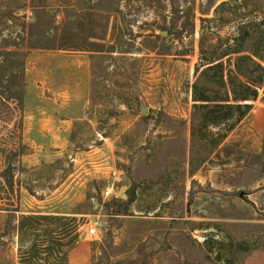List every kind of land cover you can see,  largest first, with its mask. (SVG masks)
<instances>
[{
	"label": "rangeland",
	"instance_id": "1",
	"mask_svg": "<svg viewBox=\"0 0 264 264\" xmlns=\"http://www.w3.org/2000/svg\"><path fill=\"white\" fill-rule=\"evenodd\" d=\"M259 21L264 0H0V264H264V102L213 150L193 101L202 49Z\"/></svg>",
	"mask_w": 264,
	"mask_h": 264
},
{
	"label": "trees",
	"instance_id": "2",
	"mask_svg": "<svg viewBox=\"0 0 264 264\" xmlns=\"http://www.w3.org/2000/svg\"><path fill=\"white\" fill-rule=\"evenodd\" d=\"M262 34L264 21L240 24L233 43L226 45L222 53L208 55L202 49V97L195 93L193 97L195 109H202V146L216 149L251 113L255 104L264 102ZM248 39L254 42L252 51L244 50ZM75 243H78V235Z\"/></svg>",
	"mask_w": 264,
	"mask_h": 264
},
{
	"label": "crops",
	"instance_id": "3",
	"mask_svg": "<svg viewBox=\"0 0 264 264\" xmlns=\"http://www.w3.org/2000/svg\"><path fill=\"white\" fill-rule=\"evenodd\" d=\"M263 116H264V113H261L259 116H256L254 118V122H255L256 126L259 127L262 124H264V118H263Z\"/></svg>",
	"mask_w": 264,
	"mask_h": 264
},
{
	"label": "water",
	"instance_id": "4",
	"mask_svg": "<svg viewBox=\"0 0 264 264\" xmlns=\"http://www.w3.org/2000/svg\"><path fill=\"white\" fill-rule=\"evenodd\" d=\"M124 190H125V188L122 187V188L119 190V192L117 193V195H119V197H120L121 199H123V200L126 199V195L123 194V191H124Z\"/></svg>",
	"mask_w": 264,
	"mask_h": 264
},
{
	"label": "built area",
	"instance_id": "5",
	"mask_svg": "<svg viewBox=\"0 0 264 264\" xmlns=\"http://www.w3.org/2000/svg\"><path fill=\"white\" fill-rule=\"evenodd\" d=\"M95 232H96V231H95L94 229H91V230L89 231V233H90L91 236H94V235H95Z\"/></svg>",
	"mask_w": 264,
	"mask_h": 264
}]
</instances>
